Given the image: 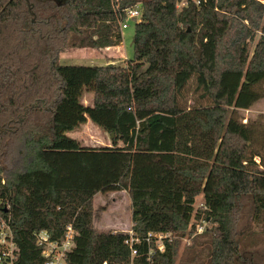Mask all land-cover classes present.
<instances>
[{
    "label": "trees",
    "instance_id": "16d2710c",
    "mask_svg": "<svg viewBox=\"0 0 264 264\" xmlns=\"http://www.w3.org/2000/svg\"><path fill=\"white\" fill-rule=\"evenodd\" d=\"M135 8L131 59L59 64L68 50L118 46ZM261 102L260 0H0L12 264H43L37 234L61 242L68 226L65 264H264V112L243 114ZM87 121L109 145L70 137ZM120 191L129 231L95 228V196Z\"/></svg>",
    "mask_w": 264,
    "mask_h": 264
},
{
    "label": "rangeland",
    "instance_id": "374dc122",
    "mask_svg": "<svg viewBox=\"0 0 264 264\" xmlns=\"http://www.w3.org/2000/svg\"><path fill=\"white\" fill-rule=\"evenodd\" d=\"M264 3V0H260ZM134 22H127V28L121 30L122 41L120 43L121 49L117 50L116 53L121 59L129 60L133 56V31ZM112 51V50H111ZM87 52L90 50L77 49L69 53H62L59 56V64L63 66L79 65V66H90V60L85 57ZM96 56H99L98 52H95ZM97 65V62H93ZM89 97L86 96L85 100L88 101ZM264 112V102H261L253 107L252 110L245 111L243 114L246 118L253 117L257 113ZM89 125H93L90 121H87ZM86 123V124H87ZM85 126V125H84ZM96 127V126H95ZM97 128V127H96ZM98 129V128H97ZM76 133H70V137L76 138ZM79 136V133H78ZM80 136L83 141L81 145L84 146H106L109 145L108 136L103 132H92L85 130ZM200 199L196 201V206L200 204ZM93 209L96 212V218L93 222L95 228L99 230H119L127 232L131 226L130 220V201L128 195L124 191L113 192L109 194H98L95 196L93 201ZM248 214V215H247ZM249 210L244 211V221H248ZM244 222H241L240 229L244 227ZM187 242L183 240V243Z\"/></svg>",
    "mask_w": 264,
    "mask_h": 264
},
{
    "label": "built area",
    "instance_id": "2783aa9c",
    "mask_svg": "<svg viewBox=\"0 0 264 264\" xmlns=\"http://www.w3.org/2000/svg\"><path fill=\"white\" fill-rule=\"evenodd\" d=\"M123 20L120 29H126L127 22L133 19H138L139 11L135 9H127L124 11ZM161 238L160 235L157 236ZM38 242L43 246L42 256L44 258L43 264H65V254L72 245V229L67 227L64 239L61 242H53L49 240L46 233L40 232L37 234ZM162 244H158V249L162 250ZM15 245L12 240V234L4 223L0 225V264H12L14 261ZM132 255H135V250H132Z\"/></svg>",
    "mask_w": 264,
    "mask_h": 264
},
{
    "label": "crops",
    "instance_id": "0c3cea01",
    "mask_svg": "<svg viewBox=\"0 0 264 264\" xmlns=\"http://www.w3.org/2000/svg\"><path fill=\"white\" fill-rule=\"evenodd\" d=\"M85 49L91 51V52H87V54H85V57H87V59L90 60L89 62H91L90 66H108V67H109V65H110V67L111 66H118V65H121L126 60V59H124V60L121 59L118 56V54L116 53L117 50L121 49L120 44L118 46H115V47H108V48H104V49H88V48H85ZM75 50H77V49L68 50L65 53H69V52H72V51H75ZM95 52H98L99 56H96ZM93 62H97V65H94ZM86 96L89 97L88 101L85 100ZM92 102H93L92 94L85 93L84 96H83L82 103L85 104V105H91ZM85 130H87V131L90 130L92 132L100 131L95 126L89 125V123L85 124V126L83 125L82 128L79 131H76L77 133H76V138L75 139H77L80 142V144H82V142H84L82 136H80V135ZM100 132H102V131H100ZM73 133H75V132H73ZM78 133H79V136H78Z\"/></svg>",
    "mask_w": 264,
    "mask_h": 264
},
{
    "label": "water",
    "instance_id": "95a60500",
    "mask_svg": "<svg viewBox=\"0 0 264 264\" xmlns=\"http://www.w3.org/2000/svg\"><path fill=\"white\" fill-rule=\"evenodd\" d=\"M133 20H135V19H133ZM109 67H110V65H109ZM112 138H113V134L110 135V139H112Z\"/></svg>",
    "mask_w": 264,
    "mask_h": 264
},
{
    "label": "bare ground",
    "instance_id": "6f19581e",
    "mask_svg": "<svg viewBox=\"0 0 264 264\" xmlns=\"http://www.w3.org/2000/svg\"><path fill=\"white\" fill-rule=\"evenodd\" d=\"M136 20V19H135Z\"/></svg>",
    "mask_w": 264,
    "mask_h": 264
}]
</instances>
